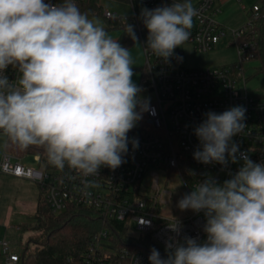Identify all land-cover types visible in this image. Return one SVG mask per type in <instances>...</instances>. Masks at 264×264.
Here are the masks:
<instances>
[{
  "label": "clouds",
  "instance_id": "clouds-1",
  "mask_svg": "<svg viewBox=\"0 0 264 264\" xmlns=\"http://www.w3.org/2000/svg\"><path fill=\"white\" fill-rule=\"evenodd\" d=\"M196 15L192 0L142 8L145 52L168 62L189 40ZM124 22L126 35L137 40L134 26ZM133 65L130 50L76 0H0V134L20 150L43 149L51 166L81 178L87 194L89 177L125 163L129 143L138 148L128 133L143 114L155 115L133 81ZM9 66L18 72L15 81L4 75ZM245 112L243 106L209 111L194 128L195 160L243 161L223 183L208 177L177 202L181 211L203 212L206 239L181 236L174 217L165 255L151 248L149 264H264V163L233 142L244 132Z\"/></svg>",
  "mask_w": 264,
  "mask_h": 264
},
{
  "label": "built area",
  "instance_id": "built-area-1",
  "mask_svg": "<svg viewBox=\"0 0 264 264\" xmlns=\"http://www.w3.org/2000/svg\"><path fill=\"white\" fill-rule=\"evenodd\" d=\"M87 1L76 0L80 10ZM103 1L98 0L101 9L109 0ZM112 1L128 6L129 11L105 8L102 14L111 20L125 21L126 18L127 22L136 25L145 57L142 85L154 92L150 105L155 115L144 113L142 120L128 133L130 140H138V148L133 149L129 143L125 163L115 170L102 167L98 176L89 177L92 186L87 189V194L81 191V178L67 167L61 171L40 163V167L35 169L24 165L21 157L7 150L0 156V175L36 182L55 213L71 205L98 211L106 227L90 240L82 264H149L148 256L139 245L142 244L141 238L150 234L165 248L168 237L175 235L168 229V223L174 217L161 212L172 202L173 193L161 185L160 173L176 170L190 193L197 182L211 177L223 183L242 166L243 161L229 162L226 166L217 163L206 165L193 158L199 147L194 128L206 118L205 113H222L232 107L243 106L246 109V127L243 133L233 137V142L239 145L240 153H247L254 162L264 163V97L250 93L245 74V64L253 60L258 47L256 24L263 13L261 5L254 4L247 22L227 26L216 17L221 11L216 0H192L197 15L185 44H192L196 51H209L220 42L228 41L235 45L238 61L221 67L190 69L184 66V44L174 50L168 62L144 50L148 31L140 19L141 9H154L171 4L172 0ZM45 2L55 4L61 0ZM4 75L15 81L18 72L9 66ZM35 158L40 162L39 155ZM147 176L150 181L145 180ZM175 218L182 225L181 236L201 241L206 238L202 231L205 223L203 212ZM114 225L126 227L128 238L121 239L116 235ZM0 254L3 264L19 262V252L6 238L0 239Z\"/></svg>",
  "mask_w": 264,
  "mask_h": 264
},
{
  "label": "rangeland",
  "instance_id": "rangeland-1",
  "mask_svg": "<svg viewBox=\"0 0 264 264\" xmlns=\"http://www.w3.org/2000/svg\"><path fill=\"white\" fill-rule=\"evenodd\" d=\"M111 2L115 6L111 5ZM117 4V2L109 0L103 3L102 9L110 8L111 10H121L122 12L129 11L128 6ZM254 4L263 5V0H225L221 3V11L216 17L225 25H229V22L232 23L236 20L247 22V12H249ZM89 18L99 20L113 39L119 38L121 34L120 29L109 28L103 14L90 15ZM182 49L185 55L184 66L190 69L221 67L238 61L236 47L234 44L228 43V41L220 42L214 49L209 51H196L192 44H184ZM129 50L134 61L133 67L141 68L140 71H133V81L143 89L141 95L152 100L154 92L148 86L142 85L145 57L139 38H137ZM259 66L260 63L256 60H251L245 64L246 86L250 93L256 97H262L260 90L264 86V73L258 71ZM6 139L3 134H0V156L5 151ZM22 157L21 161L24 165L35 169L40 167V162L33 154ZM160 178L161 185L166 186L173 193L172 202L162 209V214L167 217H180L182 214H192L193 211L191 210L181 211L177 207L179 199L184 194L189 193L180 174L176 170L170 169L166 172H161ZM145 180L150 181V177L147 176ZM37 199L38 185L36 182L0 175V239L4 237L8 239L16 247L17 251L25 246L28 236L32 234V232H20L17 226L33 218L36 213Z\"/></svg>",
  "mask_w": 264,
  "mask_h": 264
},
{
  "label": "trees",
  "instance_id": "trees-1",
  "mask_svg": "<svg viewBox=\"0 0 264 264\" xmlns=\"http://www.w3.org/2000/svg\"><path fill=\"white\" fill-rule=\"evenodd\" d=\"M260 7L263 14L256 24L259 36L258 47L253 60L260 63L258 71L264 73V0ZM101 11L98 0H88L81 8V12L87 15L101 14ZM107 22L109 28L120 29L121 34L118 40L122 46L129 49L136 40L134 41L126 35L125 22L113 19H107ZM128 23L134 26L138 38L136 25L131 22ZM140 70L141 68L133 67V71ZM260 92L261 96L264 97V86ZM5 150L18 157L28 154L39 155L41 164L47 168H53L48 163L46 154L41 148L30 147L27 150H20L6 139ZM104 227L106 225L98 211L91 208L71 205L66 210L55 213L47 204L40 190L35 215L31 220L18 225L20 232H32V234L28 236L25 246L18 250L19 262L17 264H82L90 240ZM113 230L121 239L128 238L127 228L123 225H114ZM141 239L142 244L139 245L147 256L150 255V250L153 247L161 253V256L165 255V248L156 243L150 234ZM2 259L0 254V264H3Z\"/></svg>",
  "mask_w": 264,
  "mask_h": 264
},
{
  "label": "crops",
  "instance_id": "crops-1",
  "mask_svg": "<svg viewBox=\"0 0 264 264\" xmlns=\"http://www.w3.org/2000/svg\"><path fill=\"white\" fill-rule=\"evenodd\" d=\"M225 0H216V5L218 6V7H220V5H221V3H223ZM226 1H228V0H226ZM111 5H113L112 4V2L110 3ZM117 5H121V4H117ZM113 6H115V5H113ZM245 8V7H244ZM102 12V11H101ZM249 12H250V10H249ZM249 12H247L246 14H247V19H248V16H249ZM102 14V13H101ZM88 16H90V15H88ZM247 19H246V21H247ZM107 20V19H106ZM243 23H245V22H241L240 20H236L235 22L233 21L232 23H230L229 22V25L228 24H226V25H228V26H239V25H242ZM34 156H36V155H34ZM21 158H23V157H21ZM1 175H3V174H1ZM5 176H8V177H13V178H16V179H19V180H26V181H30L29 179H25V178H17V177H14V176H9V175H5ZM39 197H40V188H39V186H38V199H37V201H36V209H37V206H38V201H39ZM17 228H18V226H17ZM5 238V237H4Z\"/></svg>",
  "mask_w": 264,
  "mask_h": 264
}]
</instances>
